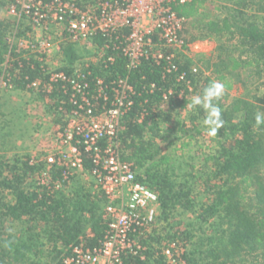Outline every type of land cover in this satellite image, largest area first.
<instances>
[{"label": "trees", "instance_id": "trees-1", "mask_svg": "<svg viewBox=\"0 0 264 264\" xmlns=\"http://www.w3.org/2000/svg\"><path fill=\"white\" fill-rule=\"evenodd\" d=\"M14 3L15 0H0V13ZM211 4H221L218 11L223 4H229L228 14L207 19L204 10ZM174 10L186 19L182 34L189 44L198 41L221 43L219 62L215 66L222 68L214 71L215 79L201 70L194 73L193 61L187 57L176 63L178 71L166 75L164 64L151 62L143 63L139 70L130 74L123 58L107 68L103 63H93L80 71L86 75L91 73L89 82L93 89L97 77L111 83L130 74L131 82L141 95L134 97V105L126 115L125 129L120 135L122 159L134 165L140 182L158 193L166 220L175 211H199L190 225L192 229L179 236L156 233L152 243L146 244L160 246L164 240L181 239L185 264H264V124L259 128L255 126V115L264 114V94L252 100L234 98L230 103H225L221 96L213 100L224 121L223 128L213 139L216 152L204 156L199 166L187 163L189 171L179 180L176 171L181 169L182 162L178 160L184 153L194 152L192 141L202 133L196 121L200 117L204 120L206 110L196 106L190 115V129L181 120L169 129L165 127L173 111L186 109L190 97L202 96L212 82L217 80L226 90H231L237 73H249L245 86L254 78L264 77V0H190L184 4L175 3ZM21 26L0 18V67L8 59H15L9 67V75L18 90H26L28 83L43 78L44 71L42 63L27 62L17 53V45L8 43L7 38L15 33L14 30L17 29L18 38L23 35ZM96 42L101 44L102 38H96ZM63 49L68 51L69 45ZM20 61L24 67L16 74ZM64 70L69 74L76 71L75 67ZM182 73L190 81L192 90L187 82L177 81ZM150 84L156 85L153 92H149ZM171 89L174 94L165 102L163 95ZM179 134L191 140L182 142L181 157L177 156L179 150L173 147L174 142L168 143L169 152L162 153L160 139L164 137L167 141V135L178 138ZM85 165L90 171L91 161L87 160ZM9 168L6 175V165L0 157V188L13 198L7 211L2 209L5 205L0 206V264H63L73 245L82 241L93 247L99 245L106 229L105 200L94 191L92 184L89 188H75L73 183L59 191L54 186L50 189L39 186L34 179L43 164L31 166L29 158L17 157ZM60 174V170H55L53 179L60 178ZM29 179L33 180L29 182ZM197 185L210 196L209 203H201L198 199L202 193H196ZM7 222L12 227L18 223L19 231L10 233L12 227H8ZM208 231L213 233L208 234ZM49 245L52 248L47 249ZM153 256L148 252L149 260ZM126 264L150 263L128 259ZM159 264H164L163 258Z\"/></svg>", "mask_w": 264, "mask_h": 264}, {"label": "built area", "instance_id": "built-area-1", "mask_svg": "<svg viewBox=\"0 0 264 264\" xmlns=\"http://www.w3.org/2000/svg\"><path fill=\"white\" fill-rule=\"evenodd\" d=\"M190 0H15L6 10L10 16L27 20L32 33L21 37L14 34L8 43L17 45V53L27 62L42 63L43 78L27 84L36 94L51 97V113L62 122L52 131L53 144L44 157L29 158L31 166L43 164L35 177L36 184L59 191L70 185L80 174L88 173L94 191L104 197L103 219L106 225L103 239L97 246L85 241L73 245L63 264H126L128 259L149 262L152 238L163 223L159 212L160 198L137 178L134 165L122 159L120 135L125 129L126 115L141 95L131 82L130 74L143 63L164 64V74L178 71L176 63L188 55L190 45L183 36L186 19L174 10V4ZM38 31L41 36L38 37ZM102 38V43L96 38ZM85 44L97 63L107 68L118 58L125 59L129 75L106 83L95 78L93 89L88 75L77 70L69 74L48 65L55 49L62 44ZM15 59L6 63L13 66ZM24 67L22 61L16 70ZM198 73L197 67H192ZM16 77V75H15ZM9 74L0 75V94L15 90ZM177 81H190L185 74ZM147 89V87H145ZM155 84H150L153 92ZM60 91L59 94L57 92ZM173 90L164 93L165 102ZM184 91L179 94L183 98ZM142 118H140V121ZM92 168L86 170V161ZM60 170L54 180L53 172ZM33 179H29L31 182ZM160 234V233H159ZM184 242L179 239L162 241L159 254L164 264H185Z\"/></svg>", "mask_w": 264, "mask_h": 264}, {"label": "rangeland", "instance_id": "rangeland-1", "mask_svg": "<svg viewBox=\"0 0 264 264\" xmlns=\"http://www.w3.org/2000/svg\"><path fill=\"white\" fill-rule=\"evenodd\" d=\"M257 2H260V0H256ZM221 4H211L208 5L207 8L204 10V17L207 19H214L216 17H224L228 14V9L230 7L229 4H223L224 7H222L221 11H218V7H220ZM255 9V8H254ZM0 18L5 21H12L16 22L17 19L13 16H10L6 10H3L0 13ZM21 29L23 34L32 33V26L30 23L23 19L20 21ZM13 29V28H12ZM17 30V29H16ZM14 30L15 32H17ZM12 36V34H11ZM66 45H69V50H64V53L62 54V57H60L61 53L59 54V57L57 58L56 62L59 65L64 66V63H76L75 69L80 70L82 67L87 66L88 64L85 63H91L92 61H95V55L92 52L88 45L85 44H62V49L66 47ZM221 43L217 41H198L196 43H193L190 45L188 55L184 56L188 59H191L193 61V67H197L199 71H203L207 76H211L213 79H215L216 75L214 74L217 69H221V67H216L215 65L218 64L219 59L218 56L221 53L220 48ZM90 51V52H89ZM224 53V52H223ZM67 61H66V59ZM50 61V60H49ZM51 63V62H48ZM53 69V67L51 68ZM239 74V76H237ZM234 77L235 83L233 84V89L226 90L224 88V91L221 95V98L225 103H230L234 98L239 97H245L249 100H252L255 96H261L264 94V77L260 80H256V78L251 80L250 85H244V81L247 79L249 73H237ZM217 81V80H216ZM3 93L0 94V96ZM39 95V94H38ZM37 95V98H38ZM2 97V96H1ZM196 96L190 97V104L192 103L193 98ZM17 99L19 97H16ZM25 99V97H22ZM35 99L34 101H31V104H36L38 102V99ZM14 100L15 102L17 101ZM5 103L3 104L2 98H0V111H5L4 108ZM22 107L19 108H23ZM19 108H16V110L13 111V113H10L7 117H4L2 114H0V157H3L6 162L4 164L6 165V171L5 173H8V169H11L9 167L12 166V163H8L9 160H12L14 156L27 159L32 157H38L40 152L42 151V148H39L40 150H37V145H41V140L44 138L45 133H43L41 130L40 123L36 120V118H31V116L28 114V117H26L25 110L28 109V107H24L22 110ZM4 109V110H3ZM34 109H36L34 107ZM196 110V107H187L184 110H178L177 112L173 111L171 113V120L168 121L165 125L166 128L173 127V124L175 122L177 123L178 120H181L185 123H187V129H190L192 122L190 121V115L192 112ZM28 111V110H27ZM21 113V114H19ZM19 114V115H18ZM25 117H23L22 116ZM25 114V115H24ZM32 114V113H31ZM20 116V117H19ZM34 120V122H33ZM26 121H28L30 124H24ZM36 121V122H35ZM62 124V122L60 121ZM197 125L199 126L202 133L200 135H197V137L192 141L193 143V149L194 152L191 154L184 153V156L182 158H179V162H182L180 164L181 169H177L176 174L178 175V180L180 177H182L186 172L189 170L186 167L187 163L190 164H196L199 166L200 163H202V159H204V156L209 155L210 153L216 152L215 148V142H214V136H210L205 131V125L203 123L202 117L196 121ZM61 124L59 126H61ZM29 128H31L29 130ZM59 128V127H58ZM35 129V130H33ZM179 137L181 134L178 135ZM167 141L166 138L160 139L161 143L160 146L162 148V153H167L170 151V147L168 146V143L174 142L173 147H177L179 152L177 156L181 157L182 152H180V147L182 145L183 141H191L187 138H174L171 135H167ZM164 140V141H162ZM39 151V152H38ZM15 152V153H14ZM44 154V151L42 152ZM42 154V155H43ZM47 154V151H46ZM194 158H193V157ZM203 157V158H202ZM41 158V157H40ZM1 179V178H0ZM192 180V179H191ZM74 184L73 187L75 188H82L87 187L89 188L92 184V178L88 173L80 174L76 177L75 181L71 183V185ZM199 183V182H198ZM201 183V182H200ZM202 185V184H201ZM201 185H197L198 188H196V193L199 191L202 194H199L197 197L201 201V203H209L210 202V196L206 195L203 192V189L200 188ZM198 191V192H197ZM7 193V194H6ZM13 198L8 195V191H4L3 188H0V206L5 205L2 209L7 211V208L12 205ZM199 208V207H198ZM159 212L162 216V210L159 207ZM199 213H183L182 211H175L173 214L166 220L163 216V223L158 229V234L164 235L166 233L178 235L186 230L192 229L191 224L194 222V219L196 218V215ZM6 224L8 227H12V224L7 222ZM19 231L18 223H15L12 227V229L9 231L10 233H15ZM197 234V232H195ZM213 233V231H208V234ZM200 234V232H198ZM46 240V236H45ZM161 244V243H160ZM151 251L155 254H159V248L160 246L153 243L152 244ZM52 248L51 245L47 247ZM154 254V255H155ZM160 255L152 258L149 260L150 264H159Z\"/></svg>", "mask_w": 264, "mask_h": 264}, {"label": "crops", "instance_id": "crops-1", "mask_svg": "<svg viewBox=\"0 0 264 264\" xmlns=\"http://www.w3.org/2000/svg\"><path fill=\"white\" fill-rule=\"evenodd\" d=\"M16 23H17V21H16ZM40 36H41V33L38 31V37H40ZM58 50H57V48L55 49L54 53L52 54V57L49 59L50 61H48V62H51V63H48V65L51 68L53 67V69H55V70H64L67 67H75L76 66V63H73V62L64 63L65 64L64 66L59 65L58 63H53L54 61L56 62L60 53H61L60 57H62V54L64 53V49H61L60 51H58ZM92 52L93 51L91 50V53ZM66 61H67V59H66ZM93 63L97 64L96 61H92L91 63H85V64H88L87 66H89L90 64H93ZM8 64H10V63H4L3 64L4 66L0 67V75L9 74L10 70L7 67ZM16 74H17V72H16ZM2 93H3L1 95L2 97L0 96V98H2L3 104L5 103V105H4L5 111H0V114H2L4 117H7L8 115H10V113H13V111L16 110V108L22 107L24 105V107H28V109H27L28 111L27 110L24 111L26 114V117H28V114H29L31 116V118H34V119L36 118V120L40 123V126H41L40 131L45 133L44 135H46V136H44V138L40 141L41 145H37V147H38L37 150H40L39 148H42L41 149L42 151L38 155V158L44 157L46 155L47 149L53 144V141L51 138L52 131L58 129V127H60L59 125L61 124L59 119L56 118L51 113V109H49V107L53 106L52 98L50 96L47 97L45 95H40V94L38 95L34 91H31L27 88H26V90H18L16 88V86H15V90H13V91H9V90L5 91L4 90ZM37 95H38V98H37ZM16 97H19V98L17 99ZM22 97H25V99H23ZM34 98L38 99V102H36L35 105L30 103L31 101L35 100ZM16 99H17V101L15 102L14 100H16ZM34 107L36 109H34ZM23 108H19V109L22 110ZM19 114H21V113H19ZM22 116H23V114H22ZM33 122H34V120H33ZM24 124H30V123L28 121H26ZM30 129L31 128H29V130ZM33 130H35V129H33ZM43 151H44V154L42 153ZM15 158H17V157L14 156L13 159L9 160L8 163H14ZM1 160L3 162H6L3 157H1Z\"/></svg>", "mask_w": 264, "mask_h": 264}, {"label": "clouds", "instance_id": "clouds-1", "mask_svg": "<svg viewBox=\"0 0 264 264\" xmlns=\"http://www.w3.org/2000/svg\"><path fill=\"white\" fill-rule=\"evenodd\" d=\"M224 91V84L220 82H212L204 89L202 96L193 98L189 107L202 106L206 110V116L203 120L205 131L210 136H216L218 130L223 128L224 121L221 118V110L218 106L213 104L214 99H218ZM264 124V114L257 113L255 115V126L259 128Z\"/></svg>", "mask_w": 264, "mask_h": 264}]
</instances>
